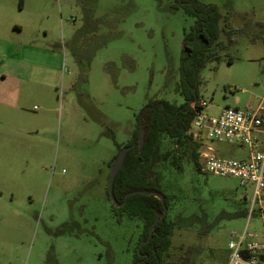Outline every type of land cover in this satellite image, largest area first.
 <instances>
[{"label":"rangeland","instance_id":"obj_1","mask_svg":"<svg viewBox=\"0 0 264 264\" xmlns=\"http://www.w3.org/2000/svg\"><path fill=\"white\" fill-rule=\"evenodd\" d=\"M1 1L0 264H135L145 223L131 204L112 200L110 170L150 99L184 100L182 49L196 16L174 0ZM199 1L230 10L244 32L207 60L198 96L213 115L256 109L264 96V0ZM25 72L31 78L17 91L10 74ZM210 143L221 157L248 153ZM183 148L165 138L160 151ZM154 175L180 222L168 260L228 264L230 234L248 223L231 215L250 208L253 186L200 172L184 157L179 170L159 158ZM248 230L264 241L258 206Z\"/></svg>","mask_w":264,"mask_h":264},{"label":"trees","instance_id":"obj_2","mask_svg":"<svg viewBox=\"0 0 264 264\" xmlns=\"http://www.w3.org/2000/svg\"><path fill=\"white\" fill-rule=\"evenodd\" d=\"M183 6L185 10L196 16V24L192 31L185 35L181 60V80L179 92L184 100L181 103L166 99H150L138 113L137 124L131 144L136 145L128 150L122 168L118 171L114 184V195L118 204H131L138 215L141 214L145 223V232L140 240L135 264H178L169 261L172 235L176 222L170 217L171 196L164 190L159 177H155V165L161 160H169L179 170L182 158H188L193 167L200 171V148L202 140H196L190 134L195 115L192 103L201 101L197 93L198 75L207 60L219 58V49L226 48L235 41L234 36L243 33L244 28L231 22L233 13L224 12L218 5L204 4L199 0H174V8ZM224 37V39H222ZM227 38V43L225 40ZM198 107V105H197ZM145 129V141L139 145L141 129ZM165 138L174 144L184 147L182 154L173 150L161 153V144ZM130 144V145H131ZM122 147H120L118 153ZM117 155L114 157V159ZM201 172V171H200ZM157 191L163 194L168 212L155 226L151 238H148L156 214H163L164 206L161 199L153 194H133L126 200V195L134 190ZM249 209L233 213L232 217L248 215ZM178 220H180L178 218ZM144 254L141 257L139 254ZM190 264V263H187Z\"/></svg>","mask_w":264,"mask_h":264},{"label":"built area","instance_id":"obj_3","mask_svg":"<svg viewBox=\"0 0 264 264\" xmlns=\"http://www.w3.org/2000/svg\"><path fill=\"white\" fill-rule=\"evenodd\" d=\"M207 106L206 100L192 103L195 115L190 134L203 141L200 171L235 177L242 187L253 186L246 228L242 232L233 230L230 234L228 264H264V241L255 240L257 234L248 230L249 220L257 206L264 217V106L245 110L227 106L215 115L206 111ZM211 141L237 144L247 149L248 155L221 157Z\"/></svg>","mask_w":264,"mask_h":264},{"label":"water","instance_id":"obj_4","mask_svg":"<svg viewBox=\"0 0 264 264\" xmlns=\"http://www.w3.org/2000/svg\"><path fill=\"white\" fill-rule=\"evenodd\" d=\"M144 141H145V129L142 128L141 131H140V136H139V145L140 147L143 146L144 144ZM136 145V142L129 145V146H125L123 147L120 152L118 153L117 157L115 158V160L113 161V164L111 166V170H110V175H109V193H110V196L112 198V200L114 202H117L116 201V197L114 195V184H115V178L117 176V173L118 171L122 168L123 164H124V161H125V158H126V154L128 152V150H130L131 148H133L134 146ZM133 194H147V195H150V194H153L157 197H159L163 203V206H164V211H163V214H161L160 212H158L156 214V218L151 226V229H150V232H149V236L148 238L143 242V244H145L150 238L151 236L153 235L154 233V229H155V226L158 224V222L165 216V214L167 213V205H166V202H165V197L163 194H160L158 193L157 191H149V190H144V189H139V190H134V191H131L129 192L127 195H126V200L125 202L127 201V199L129 198L130 195H133Z\"/></svg>","mask_w":264,"mask_h":264},{"label":"crops","instance_id":"obj_5","mask_svg":"<svg viewBox=\"0 0 264 264\" xmlns=\"http://www.w3.org/2000/svg\"><path fill=\"white\" fill-rule=\"evenodd\" d=\"M4 6H5L4 3L0 0V10H2V8ZM14 27L15 28H18V30L20 32L23 30L22 25L19 24V23L14 24ZM262 31H264V28L262 29ZM27 46H28V43H25V44H23V47L22 48H25ZM18 50H20V48ZM20 51L22 52V49ZM15 54L17 55V53H15ZM4 77L6 79L7 77H9V74H7V75L5 74ZM10 77H13V80L15 82L14 85H15V88H16L17 91H19V88H20L21 84H23L24 81H26V80L28 81L29 78H31L30 73H28V72H25V73H22V74H20V73L19 74L18 73H13V74H10ZM240 101H241V98L238 96L237 97V103L238 102L240 103ZM0 103L6 104V102L4 100L0 101ZM260 106H264V96L262 97V99H261L260 103L258 104L257 108L260 107ZM247 155H248V153H247Z\"/></svg>","mask_w":264,"mask_h":264},{"label":"flooded vegetation","instance_id":"obj_6","mask_svg":"<svg viewBox=\"0 0 264 264\" xmlns=\"http://www.w3.org/2000/svg\"><path fill=\"white\" fill-rule=\"evenodd\" d=\"M137 255H138V254H137ZM139 255H140L141 257H143L144 254L140 253Z\"/></svg>","mask_w":264,"mask_h":264}]
</instances>
